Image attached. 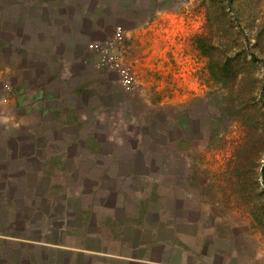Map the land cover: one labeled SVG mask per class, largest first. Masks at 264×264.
<instances>
[{"label": "crops", "instance_id": "1", "mask_svg": "<svg viewBox=\"0 0 264 264\" xmlns=\"http://www.w3.org/2000/svg\"><path fill=\"white\" fill-rule=\"evenodd\" d=\"M92 12L87 0H0V226L14 213L15 188L26 192L46 180L47 188L98 189L83 198L93 207L79 213L81 237L70 234L67 244L42 245L0 233V264H249L236 239H222L215 228L203 226V207L192 210L188 202L176 206L163 198L156 203L132 191L129 179L143 188L148 181L137 175L141 149L107 148L111 136H99L97 126L110 123L104 110L127 111L136 101L115 73L95 67L89 44L105 27L97 26ZM175 30L172 20H164L134 36L144 60L131 95L146 109L168 102L175 79L187 75L188 56ZM48 174L73 176L76 184ZM112 178L120 180L118 193ZM115 194L120 199L113 200ZM12 242L39 244L34 247L51 256L17 258L21 252Z\"/></svg>", "mask_w": 264, "mask_h": 264}, {"label": "rangeland", "instance_id": "2", "mask_svg": "<svg viewBox=\"0 0 264 264\" xmlns=\"http://www.w3.org/2000/svg\"><path fill=\"white\" fill-rule=\"evenodd\" d=\"M87 1L97 26L105 27L89 44L90 49L122 29L127 59L143 61L134 36L154 23L172 20L176 41L188 56L187 75L175 79L168 102L146 109L139 97L131 95L137 82L135 89L127 91L135 106L121 112L104 110L110 123L97 126L99 136H111L107 148L141 149L137 175L148 181L143 188L141 181L129 179L132 191L146 193L156 203L163 198L176 206L188 202L192 210L203 207L199 213L209 232L215 228L220 238L236 239L235 248L249 264H264V0ZM203 36L217 43L212 54L219 63L230 58L226 81L215 77L209 58L198 48L197 41ZM91 52L95 67L110 71L98 68L97 54ZM146 113L151 119L145 123ZM48 175H59L65 185L76 184L70 175ZM41 181L39 188L12 190L16 198L11 200L14 213L8 221L9 231L0 233L21 241L38 240L42 245L67 244L66 235L83 234L79 213L93 207L83 203V198H91L98 189L47 188V181ZM119 183L113 178L110 183L116 193ZM97 212L101 214L102 209ZM104 223L113 230L117 225ZM13 244L22 247L17 258L40 261L51 256V251L35 248L39 244Z\"/></svg>", "mask_w": 264, "mask_h": 264}, {"label": "built area", "instance_id": "3", "mask_svg": "<svg viewBox=\"0 0 264 264\" xmlns=\"http://www.w3.org/2000/svg\"><path fill=\"white\" fill-rule=\"evenodd\" d=\"M124 36L122 29L104 43L92 44L91 50L97 54V67L115 72L119 77L121 87L130 91L135 89L138 82L137 68L142 64L140 57L127 59V51L123 47Z\"/></svg>", "mask_w": 264, "mask_h": 264}, {"label": "trees", "instance_id": "4", "mask_svg": "<svg viewBox=\"0 0 264 264\" xmlns=\"http://www.w3.org/2000/svg\"><path fill=\"white\" fill-rule=\"evenodd\" d=\"M231 1H229V5H231ZM232 6V5H231ZM197 46L198 48L201 50L202 54L205 55V57L209 58L210 64H211V70L212 73L216 76H220L218 77L219 79H222L223 81H226V77L228 76L229 73V69L231 67L230 65V58H228L224 63L220 62L218 60L215 59V56L212 54L213 51H217V43H213V41H211V39H209V37L207 36H203L200 37L199 40L197 41ZM253 60L255 61H259V59L254 56V54H251ZM217 68L219 69V71H217ZM240 77V74L235 75V79L238 80V78ZM225 79V80H224ZM256 217V216H254ZM256 219V218H255ZM9 225L7 223H5V225H1L0 226V231L1 232H8L9 231ZM24 246V245H22ZM15 248L17 250L21 249L22 247H20L19 244L15 245ZM17 253H19V251H16Z\"/></svg>", "mask_w": 264, "mask_h": 264}]
</instances>
